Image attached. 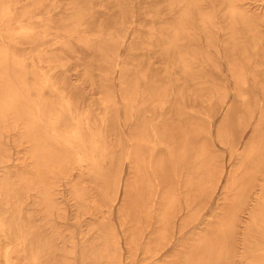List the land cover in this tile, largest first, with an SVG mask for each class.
I'll list each match as a JSON object with an SVG mask.
<instances>
[{
  "label": "bare ground",
  "instance_id": "bare-ground-1",
  "mask_svg": "<svg viewBox=\"0 0 264 264\" xmlns=\"http://www.w3.org/2000/svg\"><path fill=\"white\" fill-rule=\"evenodd\" d=\"M252 1L0 0V264H264V0ZM72 63L81 81L65 91L54 75ZM62 182L78 242L54 219Z\"/></svg>",
  "mask_w": 264,
  "mask_h": 264
},
{
  "label": "rangeland",
  "instance_id": "rangeland-1",
  "mask_svg": "<svg viewBox=\"0 0 264 264\" xmlns=\"http://www.w3.org/2000/svg\"><path fill=\"white\" fill-rule=\"evenodd\" d=\"M21 2L22 1H25V0H20ZM65 1H69V0H62V2H65ZM243 2L245 3V5H253L254 2L252 0H243ZM54 14L57 15V10L55 9L54 11ZM35 17H39L41 16V13L40 12H37L35 15ZM137 23V22H135ZM220 26V24H219ZM132 29H129L127 31V36L122 44V46L120 47V50H119V57L118 58H124L125 55H126V46L128 45V43L130 42L131 40V37H132ZM222 30H220V34H219V38L221 39L222 35ZM52 36V35H51ZM218 46H220L221 48L224 47V42L222 41H219L218 42ZM55 47H57V45H55ZM224 53V50L221 49V51L219 52V54L217 55L218 57H220L222 54ZM76 58V56L73 57L72 60H74ZM219 63L221 65V68L224 70V72L226 74L227 73V69H226V64H225V60L223 59V57H220L219 58ZM151 66L153 68V70L155 71V73L157 75H161L163 74V68L165 66V63L163 62V60L161 58H152V62H151ZM74 63L71 64V67L69 68V70L67 72L64 73L65 76H67L66 80L64 81L62 79V75H61V72H57L54 76V78L56 79H59L61 83H59V86L63 89H65V91H68V85L69 83L72 81H74L75 79V83H80V79L77 78L76 74H74L77 70V67H75ZM120 67L118 65H116L114 67V70H113V73H112V81H113V84H114V87H113V93H114V96H115V100L118 104V107H119V111H118V123H119V127L123 130V131H127V125L126 123L124 122V110L121 106V103H122V99L120 97V87H119V84H118V79H119V76H120V71H119ZM213 75H214V78L218 79L219 81L221 80V78L217 76V71L215 70H212L210 71ZM224 78V77H223ZM77 79V80H76ZM70 80V81H69ZM85 92V97L83 98V101L85 103H88V102H95L97 96H98V91L94 88H86L84 90ZM257 96L261 97L262 94L260 93V91H257ZM232 97V96H231ZM230 97L229 99V103L233 102L232 98ZM187 106L189 108H193V109H196L198 110L199 112H202L203 113L206 111L205 108H202L199 101H193L191 98L190 99H187ZM97 106V105H96ZM222 117L219 116L218 118H215V121L213 120V128L215 129L217 123H219L218 121H220ZM250 129L247 128V132L249 131ZM218 146L223 150V155L224 157L226 156V158H228V151L227 149L221 145V144H218ZM15 151V148L12 147V152L14 153ZM78 170L80 169H74L72 171L73 175H74V178L78 176ZM124 174H125V171H126V166L124 164ZM60 189V195L59 197L57 198V200L61 201V205L63 206L62 208L64 209V212H65V216L64 218H59V217H55V222L63 227H66L68 229H70L72 232H73V235L76 239V241L78 242L80 240L79 238V228L80 226L82 225L83 222H75L73 219H71L72 217V213L74 211V207L73 205L71 204V202L68 200L67 198V188L66 186L63 184L60 185L59 187ZM84 217H88V215H83V217H81L82 219ZM81 219V220H82ZM113 223L115 225V227L117 228V231L118 233L120 234V245L122 247V257H123V261H125V257H126V246H125V241H124V236L122 234V231L120 229V226H119V222H118V219H117V215H116V212H115V209L113 210ZM191 230V227H187V229L184 231V236H181L183 232H177V229L174 231L173 233V236H172V241L170 243V246H168L169 250L171 251L172 249L176 248L179 244V242H181V240L186 236V234L189 233V231ZM141 258V250L139 249L137 251V254H136V261L139 262V259ZM75 264H79V260L77 259L75 261ZM139 264V263H138Z\"/></svg>",
  "mask_w": 264,
  "mask_h": 264
}]
</instances>
